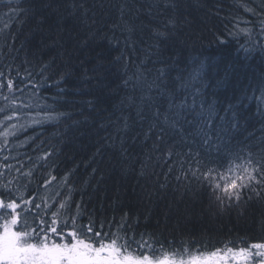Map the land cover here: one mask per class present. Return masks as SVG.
<instances>
[{
	"label": "snow or ice",
	"instance_id": "obj_1",
	"mask_svg": "<svg viewBox=\"0 0 264 264\" xmlns=\"http://www.w3.org/2000/svg\"><path fill=\"white\" fill-rule=\"evenodd\" d=\"M133 2L126 0L120 5V23L112 26L129 33L126 47L132 46L130 34L134 28L125 17H135L139 11L128 7ZM261 4L264 5V0ZM0 5L8 9L3 15L13 22L32 11L22 7L21 0H7V3L0 0ZM48 7L45 5L41 13ZM69 7V15H75L78 7L85 15L88 11L76 0ZM154 7L158 16L169 9L172 15L154 23ZM238 7L256 19L220 17L218 8L208 13L209 20L215 15L224 25V31L217 29L213 33L218 45L226 43L225 34L243 41L234 61L205 56L201 50L202 38L200 41L181 38L182 27L190 21L179 19V0H155L148 6L149 23L145 26L149 27L153 42L144 49V59L134 72L128 71L129 64L133 63L129 57L123 53L115 57L116 62H125L120 84L113 89L114 94L124 92L117 105L120 115L115 120L109 119L114 132L101 140L94 156L105 148L118 151L125 174L139 163L138 176L149 180L150 187L144 188L149 201L156 194L152 188L166 191L172 179L183 191L206 198L209 207L217 213L237 209L242 214L243 208L253 201H264V135L255 138L254 133L247 132L250 120L246 116L254 102L257 113L264 118V72H258L252 64L254 54L264 55V11L249 7L247 0L239 2ZM11 27L5 23L0 28V59L6 55L4 48L9 52L14 50L10 40L16 37L11 34ZM50 66L49 62L41 63L38 68L25 67L22 74L20 66H14L13 61L6 66L7 71L0 70V99L5 102L0 114L11 113L4 115L0 125L17 120L0 132L4 146L18 128L70 118L66 113L57 112L54 104H48L47 98L39 95L46 84L57 88V96L64 93L60 84L72 75L71 71L64 72L49 84ZM101 69V64L93 65L90 70L85 68L84 79H94V74ZM26 93H31V102L24 101ZM88 104L95 109V101L90 100ZM33 107L37 111L30 123H19L23 119L20 111H31ZM107 126L101 124L102 128ZM134 129L136 134L131 139L133 144L139 142L143 160L133 158L126 147L128 134ZM149 142L151 147H146ZM56 151H42L35 163L29 158L32 167L27 170L24 164L3 165L9 172L15 168L17 176L0 181V264H264V242L226 247L223 252L220 249L193 251L192 245L198 241L177 243L150 232L137 236L135 228L140 218L136 216L134 223H130L133 220L130 210L123 212L119 223L113 217L97 225L94 210L87 212L82 198L75 202L73 213L72 196L76 188L71 182V172L58 177L53 174V164L47 175L41 173L42 183L36 178L38 168L49 167L48 162ZM96 171L94 168L93 173ZM3 175L0 172V177ZM34 181L45 192L54 183L67 192L58 190L55 196L36 193L26 196ZM85 215L87 223L83 222Z\"/></svg>",
	"mask_w": 264,
	"mask_h": 264
},
{
	"label": "trees",
	"instance_id": "obj_2",
	"mask_svg": "<svg viewBox=\"0 0 264 264\" xmlns=\"http://www.w3.org/2000/svg\"><path fill=\"white\" fill-rule=\"evenodd\" d=\"M4 2L7 3V0ZM76 2L78 5L83 3L84 8L88 9L86 15L79 7L75 15H69L72 0H27V3L21 0V6L31 8L32 11L15 22L3 15L8 9L0 5V28L5 23L11 24L10 32L16 37L14 41L10 40L14 45L13 51L3 49L6 55L0 59V70L7 71L6 66L14 61V66H20L23 74L25 67L38 68L41 63L50 62L49 84L57 80L62 73L72 72L71 76L66 77V82L60 84V88L65 90L64 93L57 96V88H49L47 84L39 93L47 98L48 104H54L57 112L66 113L70 118H62L59 123L46 122L42 125L18 128L15 136L7 138L9 143L6 146L3 145L4 138L0 137V172L4 173L0 181L17 176L15 168L9 172L3 168L4 164L15 167L24 164V170H27L32 167L29 158L35 163L36 157L41 155L42 151L55 149L58 151L48 162L49 167L38 168L36 171L37 180L41 173L47 175L53 164V174L58 177L71 172V182L76 188L72 196V212H75V202L83 198L87 212L94 210L97 225L101 220L110 221L113 217L119 223L123 212L130 210L133 218L130 223H134L136 216L140 218L139 226L135 228L137 236L150 232L166 240L174 239L177 243L181 240L198 241L199 243L192 245L193 251L222 250L233 246L239 248L264 242V201H253L243 208L242 214L241 210L237 209L217 213L209 207L206 198L183 191L174 179L170 181L166 191L152 188L156 194L149 201L144 194V188L150 187L149 180L138 176L139 163L135 165L134 170L125 174L118 151L105 148L100 155L94 156L97 148L101 147V140L114 132V128L108 124L109 119L115 120L120 115L117 105L124 92L121 90L119 94H114L113 89L120 84L124 75L125 62H116L115 57L123 53L133 61L129 64V72H134L136 65L144 59V49L153 42L150 29L145 26L149 23L147 8L154 4L155 0H134L128 4V7L139 9L135 17H125L134 28L130 34L132 46L128 47L125 39L129 33H122L119 28L112 27L120 23L119 8L126 0ZM239 2L243 0H179V19L186 18L190 21L182 27L181 38H190V41H200L202 38L204 47L201 50L205 56L222 57L225 62L236 60L240 43L243 41H237L225 34L226 43L218 45L213 33L217 29L224 31V25L215 15L209 20L208 13L209 10L218 8L220 17L255 20L256 17L238 7ZM247 3L258 12L264 11L261 0H247ZM45 5L49 7L41 13ZM160 7H163L162 3ZM171 15L170 9L164 11L162 16L157 15L155 7L152 11L154 23L162 22ZM254 56L253 66L258 72H264V55L256 53ZM97 64L102 65L101 71L94 74V79H84V69L90 70ZM148 66L151 67V64ZM30 97L31 93H26L23 99L25 102H31ZM90 100L95 101L94 110L89 107ZM4 104L0 99V107ZM36 111L35 107L31 111L21 110L19 114L23 119L19 123L29 124ZM10 114H0V120L4 115ZM246 116L250 120L247 132L254 133L255 138L264 135V131H261L264 118L257 113L254 102ZM75 121L80 123L76 125ZM12 123H17V120L13 119L5 125H0V132L4 131L7 124ZM101 124L108 126L102 128ZM135 134V129L129 132L126 147L133 158L143 160L139 142L133 144L131 139ZM146 147H151V143ZM4 157H8V160ZM94 168L97 169L95 173ZM155 179L154 176L151 177L152 181ZM39 182L42 183V180ZM160 182H164L162 175ZM58 190L67 192V189H61L58 183H54L52 188L45 192L44 189H38L37 182L34 181L25 195L36 193L38 196H55ZM87 219L85 215L83 222L87 223ZM107 227L105 223V229Z\"/></svg>",
	"mask_w": 264,
	"mask_h": 264
},
{
	"label": "rangeland",
	"instance_id": "obj_3",
	"mask_svg": "<svg viewBox=\"0 0 264 264\" xmlns=\"http://www.w3.org/2000/svg\"><path fill=\"white\" fill-rule=\"evenodd\" d=\"M225 249H222L221 252H223Z\"/></svg>",
	"mask_w": 264,
	"mask_h": 264
}]
</instances>
